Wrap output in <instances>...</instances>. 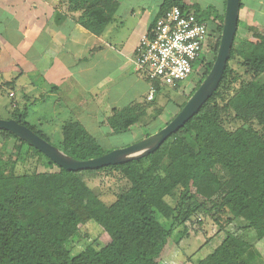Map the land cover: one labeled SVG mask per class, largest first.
Instances as JSON below:
<instances>
[{"label": "trees", "instance_id": "obj_1", "mask_svg": "<svg viewBox=\"0 0 264 264\" xmlns=\"http://www.w3.org/2000/svg\"><path fill=\"white\" fill-rule=\"evenodd\" d=\"M72 1L84 10L81 24L96 34L102 33L118 7L116 0ZM174 5L197 13L207 11L183 0H165L159 15ZM224 14L216 16L215 27L210 26L218 32L210 39L213 56L198 69L204 72L189 97L216 59ZM252 31L249 39H238L236 33L219 86L200 111L146 157L71 171L0 128V148L5 150L0 151V264H159L157 258L174 233L173 225L213 210L218 213L215 220L223 219L228 225L239 222L243 233L228 232L200 264H255L253 243L247 237L254 231V237L264 239V33ZM189 97L176 105L171 119ZM145 115L146 108L116 111L108 124L114 134H122ZM227 116L240 125L228 128ZM9 118L53 143L19 111ZM60 135L59 143L53 144L79 160L113 150L77 121L66 122ZM11 139L15 143L8 152ZM28 161L35 162L32 171L26 170ZM40 165L57 170L39 171ZM114 169L128 184L107 204L86 179ZM172 195L175 206L166 201ZM162 219L170 223L164 224ZM91 221L107 232L109 242L91 243L71 256L67 241L78 234L81 224Z\"/></svg>", "mask_w": 264, "mask_h": 264}, {"label": "crops", "instance_id": "obj_2", "mask_svg": "<svg viewBox=\"0 0 264 264\" xmlns=\"http://www.w3.org/2000/svg\"><path fill=\"white\" fill-rule=\"evenodd\" d=\"M116 1L112 20L96 34L81 24L84 10L72 0H0V113L19 111L49 137L77 121L103 145L119 135L108 124L116 111L146 108V121L160 87L149 100L150 79L135 55L165 0ZM196 1L184 0L206 11ZM241 3L242 39L253 29L264 33V0Z\"/></svg>", "mask_w": 264, "mask_h": 264}, {"label": "rangeland", "instance_id": "obj_3", "mask_svg": "<svg viewBox=\"0 0 264 264\" xmlns=\"http://www.w3.org/2000/svg\"><path fill=\"white\" fill-rule=\"evenodd\" d=\"M197 1V4L206 6L205 8L207 11L204 13L199 11L198 14L209 25L215 21L219 12L224 13L226 8L225 4L227 3V0ZM194 6L198 5L194 4ZM223 13H221V15ZM217 24V22H214L212 26L215 27ZM210 32L212 33V36L215 33L212 30ZM237 34L238 39H242L240 36L241 34L238 32ZM215 35L217 36L218 32L215 33ZM211 55L209 60H211V57L213 56ZM203 72L204 69H196L195 73L190 75L177 88L157 83V86L159 85L160 88L156 93V100L154 102L155 106L150 109L147 120L136 125L132 132L122 133L111 140H105L106 148L114 149L128 146L136 142V140L146 137L148 133L160 130L159 128L175 115L174 108H176V105L183 104L192 91L198 86ZM146 78L148 80V76ZM262 79H264V75L262 76ZM3 101V104H7L6 102L9 101V98H4ZM9 116L10 115L5 109L0 113V117L2 118H8ZM30 120L32 121V114ZM224 122L230 129H234L240 125V122L235 121L231 116L225 117ZM28 124L32 126V122ZM60 136V133L53 131V134L50 135V139L54 144H58ZM14 143L15 141L13 139L9 141L7 147L8 152L13 148ZM0 151L5 152L2 148H0ZM25 167L27 171H32L35 167V162L32 164L31 161H28L26 162ZM52 170H57V168L53 167L49 169L41 165L39 166V171ZM86 181L89 186L96 190L97 194H99L107 204H111L116 197L126 189L128 184L125 177H123L117 169L101 171L96 176L87 177ZM217 199L218 198L215 200ZM166 201L172 206H175L176 204V198L173 195L167 196ZM211 205L212 203L209 202L208 206L211 207ZM217 216L218 213L213 210V212L209 214L203 212L197 213L191 220L185 223H182L180 219L178 223L173 225L175 229L174 233L164 247L162 253L157 258L159 264H200L201 260L225 239L228 232H233L235 234L243 233L239 222H233L228 225L223 219H220V221L215 220ZM162 220H164L162 221L164 224L170 223V220ZM251 232L252 233H249L247 238L253 243L254 248L251 252L255 257L254 262L255 264H264V239L260 240L257 237H254L255 232ZM109 240L110 237L107 232H105L99 224L91 221L80 225L78 234L67 241L66 247L68 251H70L71 256H75L82 252L86 246L91 243L98 244L99 246L108 243Z\"/></svg>", "mask_w": 264, "mask_h": 264}, {"label": "water", "instance_id": "obj_4", "mask_svg": "<svg viewBox=\"0 0 264 264\" xmlns=\"http://www.w3.org/2000/svg\"><path fill=\"white\" fill-rule=\"evenodd\" d=\"M240 4L241 0H227L221 41L210 72L176 116L157 132L128 146L114 148L101 156L79 160L68 155L58 146L52 144L29 126L19 122L15 118L0 117V128L14 133L47 155L60 167L71 171L96 169L109 165L127 163L150 155L157 151L172 134L176 133L189 119L197 114L218 88L230 58L238 30Z\"/></svg>", "mask_w": 264, "mask_h": 264}, {"label": "built area", "instance_id": "obj_5", "mask_svg": "<svg viewBox=\"0 0 264 264\" xmlns=\"http://www.w3.org/2000/svg\"><path fill=\"white\" fill-rule=\"evenodd\" d=\"M210 26L194 9L174 5L141 36L135 63L149 76V100L157 83L177 87L204 65L212 53Z\"/></svg>", "mask_w": 264, "mask_h": 264}, {"label": "flooded vegetation", "instance_id": "obj_6", "mask_svg": "<svg viewBox=\"0 0 264 264\" xmlns=\"http://www.w3.org/2000/svg\"><path fill=\"white\" fill-rule=\"evenodd\" d=\"M213 23V22H212Z\"/></svg>", "mask_w": 264, "mask_h": 264}]
</instances>
